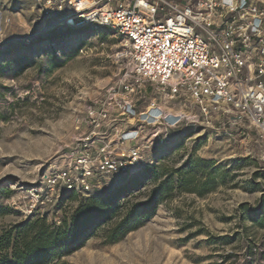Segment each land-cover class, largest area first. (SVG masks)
<instances>
[{"label": "rangeland", "instance_id": "obj_1", "mask_svg": "<svg viewBox=\"0 0 264 264\" xmlns=\"http://www.w3.org/2000/svg\"><path fill=\"white\" fill-rule=\"evenodd\" d=\"M41 5L40 0H0V234L39 217L59 225L84 200L107 197L131 181L141 184L125 196L128 203L143 202L158 183L145 179V167L111 175L101 190L30 208L28 191L85 130H76V117L85 115L119 72L114 54L120 41L111 31L57 30L43 18ZM250 145L187 128L173 146L149 151L155 157L149 166L172 171L175 182L151 217L108 243L105 232L124 215L123 208L50 264H264V161ZM199 160L212 163L213 182L198 171L200 184L179 189L174 172L184 173Z\"/></svg>", "mask_w": 264, "mask_h": 264}, {"label": "built area", "instance_id": "obj_2", "mask_svg": "<svg viewBox=\"0 0 264 264\" xmlns=\"http://www.w3.org/2000/svg\"><path fill=\"white\" fill-rule=\"evenodd\" d=\"M40 1L57 30L111 31L119 72L76 117L85 130L75 145L28 191L31 209L141 171L189 127L244 139L264 161V0Z\"/></svg>", "mask_w": 264, "mask_h": 264}, {"label": "trees", "instance_id": "obj_3", "mask_svg": "<svg viewBox=\"0 0 264 264\" xmlns=\"http://www.w3.org/2000/svg\"><path fill=\"white\" fill-rule=\"evenodd\" d=\"M189 165L188 171L184 173L174 172L179 175L176 182L180 186L179 189L189 191L192 190L190 186L200 184L201 177H197L198 171L209 178V183L213 182L211 172H208L212 167L211 162L199 160ZM171 172L164 170L162 166L146 167L145 179L158 182L149 191L146 201L128 203L127 194L138 190L141 184V181H131L114 189L107 197L98 195L84 200L73 210L71 216L64 218L59 225L49 224L45 218L39 217L12 226L0 234V264H50L71 252V244L76 243L74 247L82 244L93 233L94 225L110 224L117 213L125 208L124 215L108 225L105 232L108 243L118 242L126 234L137 229L145 219L151 217L163 198L170 194L175 183L172 178L174 174ZM161 177L163 180H160ZM208 182L200 185L201 190ZM202 193L203 191L199 192V195ZM119 197L125 199L121 204L115 205Z\"/></svg>", "mask_w": 264, "mask_h": 264}, {"label": "bare ground", "instance_id": "obj_4", "mask_svg": "<svg viewBox=\"0 0 264 264\" xmlns=\"http://www.w3.org/2000/svg\"><path fill=\"white\" fill-rule=\"evenodd\" d=\"M70 23H72V22H70Z\"/></svg>", "mask_w": 264, "mask_h": 264}]
</instances>
